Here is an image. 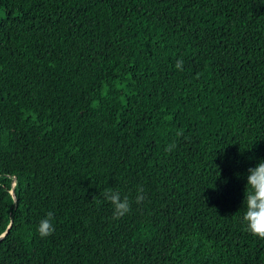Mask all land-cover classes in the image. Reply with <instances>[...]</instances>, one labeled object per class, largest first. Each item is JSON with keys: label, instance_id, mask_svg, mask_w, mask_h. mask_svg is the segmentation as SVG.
I'll list each match as a JSON object with an SVG mask.
<instances>
[{"label": "trees", "instance_id": "16d2710c", "mask_svg": "<svg viewBox=\"0 0 264 264\" xmlns=\"http://www.w3.org/2000/svg\"><path fill=\"white\" fill-rule=\"evenodd\" d=\"M262 158L264 0H0V264H264Z\"/></svg>", "mask_w": 264, "mask_h": 264}, {"label": "clouds", "instance_id": "9594fccd", "mask_svg": "<svg viewBox=\"0 0 264 264\" xmlns=\"http://www.w3.org/2000/svg\"><path fill=\"white\" fill-rule=\"evenodd\" d=\"M176 67L182 70V61H178ZM174 147L175 145H171L166 150L171 151ZM246 186L247 190H245L244 195L245 212L242 219L246 229L253 236L264 239V158L260 159L254 167L248 169ZM104 197L113 205L114 219H120L130 211L129 198L127 196L121 198L119 191L111 188L106 189ZM142 199L143 196L138 195L136 202L140 203ZM53 219L54 214L48 212L45 218L40 221L37 231L42 238L51 235L55 231Z\"/></svg>", "mask_w": 264, "mask_h": 264}, {"label": "water", "instance_id": "95a60500", "mask_svg": "<svg viewBox=\"0 0 264 264\" xmlns=\"http://www.w3.org/2000/svg\"><path fill=\"white\" fill-rule=\"evenodd\" d=\"M13 183H14V180H13ZM11 194L13 195V197H15V196H14V192H13V190H11ZM4 234H5V233H2V234L0 235V239L4 236Z\"/></svg>", "mask_w": 264, "mask_h": 264}]
</instances>
